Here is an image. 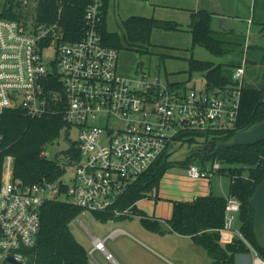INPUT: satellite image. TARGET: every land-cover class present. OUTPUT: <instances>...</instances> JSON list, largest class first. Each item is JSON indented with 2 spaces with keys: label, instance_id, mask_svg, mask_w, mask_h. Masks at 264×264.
Instances as JSON below:
<instances>
[{
  "label": "built area",
  "instance_id": "2783aa9c",
  "mask_svg": "<svg viewBox=\"0 0 264 264\" xmlns=\"http://www.w3.org/2000/svg\"><path fill=\"white\" fill-rule=\"evenodd\" d=\"M19 1L21 20L0 17V116L19 109L42 118L61 107L56 112L79 134V159L72 163L70 183L63 178L24 184L14 179L13 158H6L0 183V264H29L46 203L61 201L121 217L115 207L129 186L169 154L171 145L183 146L184 135L236 132L245 79L242 66L233 72V85L214 92L206 86L197 92L171 83L163 86L160 80L150 83L145 76L138 81L125 78L118 72L120 51L108 47L100 31L104 0H88L83 38L77 42H65L57 25L40 23L36 2ZM49 49L56 51L52 61L45 60ZM53 77L58 88L50 90ZM43 155L48 158L47 152ZM222 169L219 162L206 168L191 165L186 175L210 182ZM240 212L241 203L228 198L221 243L241 239L250 264H264L240 232ZM92 243V257L100 252L120 264L106 249V240L94 238Z\"/></svg>",
  "mask_w": 264,
  "mask_h": 264
},
{
  "label": "trees",
  "instance_id": "16d2710c",
  "mask_svg": "<svg viewBox=\"0 0 264 264\" xmlns=\"http://www.w3.org/2000/svg\"><path fill=\"white\" fill-rule=\"evenodd\" d=\"M88 3V0H36L37 20L48 26L57 25L61 28L65 42H77L83 38L84 14ZM108 5L109 0H104L100 31L108 47L122 51L124 46L120 35L107 30ZM257 8H261L262 15L259 17ZM213 15L207 11L192 14L193 49L202 48L213 58L228 57L229 62L217 65L210 60L191 57L186 60L189 72L203 74L207 90L211 92L233 85V72L242 66L245 67V79L237 131L189 133L181 137L184 145H196L199 148L210 143H228L236 133L264 122V85L253 86L247 82L249 64L264 69V48L246 46L245 39L233 30L217 31L213 26ZM0 17L21 20L22 3L19 0H0ZM252 23L259 26L261 32L264 31V0H255ZM178 26L141 17H131L123 23L128 46L133 48L147 45L154 28L175 31ZM57 81L56 77L51 78L48 85L50 90L58 88ZM171 86L186 88L182 83H171ZM58 109L48 110L42 118H31L19 109L7 110L0 116V183L8 157L14 160V179L24 184L54 183L66 177L70 164L63 165L58 160H49L43 155L50 145L71 128L63 121L61 113L56 112L61 107ZM75 144L76 147L65 151L64 162H70L72 158L79 159L77 142ZM214 162L223 166L219 175H230L229 198H235L241 203L240 232L264 259V249L259 246L254 232L255 210L250 205L256 188L264 181V142L253 147L220 148L212 152L195 151L182 163L171 162L170 155L166 153L148 173L129 186L115 209L133 212V215L140 217L145 230L164 236L163 224L156 219L147 218L142 212L139 213L138 203L150 198L158 190L160 181L169 170L175 167L187 170L191 165L206 168ZM245 172L248 176H244ZM226 206L227 199L211 194L192 203L175 202L173 216L166 224L171 234L188 237L195 246L205 250L213 264H237V257L247 255L249 250L245 242L237 238L230 244H221L220 230L225 224ZM83 212L61 201L46 203L42 209L38 243L32 249L29 264H90L89 254L70 230L72 223ZM91 214L102 222L121 221L129 217H117L113 212Z\"/></svg>",
  "mask_w": 264,
  "mask_h": 264
},
{
  "label": "rangeland",
  "instance_id": "374dc122",
  "mask_svg": "<svg viewBox=\"0 0 264 264\" xmlns=\"http://www.w3.org/2000/svg\"><path fill=\"white\" fill-rule=\"evenodd\" d=\"M243 7L240 9L239 22L235 23L236 33L243 37L247 45L264 48V31L259 26H252L246 21L253 15L255 0H238ZM36 0H33L34 4ZM194 9V0H109L107 9V30L119 34L124 49L120 51L118 72L120 76L132 80H141L143 76L148 82L160 80L165 86L173 82H183L189 89L197 92L204 90L206 79L201 73L189 72L187 58L194 54L196 58H203L198 52L192 50L193 40L191 34L192 19L188 12ZM261 8H257V16H261ZM131 17H141L164 22L168 25H179L175 31L154 28L150 42L147 45L129 47L123 23ZM248 17L247 19H245ZM260 20V19H258ZM262 27V26H261ZM217 31H220L219 29ZM223 32V31H222ZM199 51V50H196ZM56 58L55 49L45 52V60ZM216 64H228L229 58H215ZM247 82L253 86L264 85V69L252 64L247 66ZM68 136H65V135ZM46 152L49 160H58L62 163L65 151L76 147L79 134L76 130L68 128V132ZM199 149V146L171 145L170 161L173 163L185 162L189 155ZM71 159L72 157H68ZM65 159V158H64ZM66 159V160H69ZM73 159V160H72ZM68 161L65 180L71 182L74 177L73 165L76 158ZM244 176H248L245 172ZM231 178L229 174L218 175L209 182H197L187 178L186 170L175 167L169 170L160 181L158 190L138 204L139 213L148 216H160L159 213H173L175 202L191 203L195 197H203L212 192L227 196L230 190ZM116 213V211H114ZM122 216H129L121 221L102 222L96 219L91 212L84 211L70 226L71 233L87 251L91 264H109L105 255L95 252L94 258L90 255L94 249V238L104 240L115 229H123L121 234L106 240L105 246L109 253L124 264H213L207 252L195 246L190 238L170 233L167 225H162L164 236L151 233L144 229L140 217L131 211L122 212ZM158 213V214H157ZM248 262L247 256H238L237 264Z\"/></svg>",
  "mask_w": 264,
  "mask_h": 264
},
{
  "label": "water",
  "instance_id": "95a60500",
  "mask_svg": "<svg viewBox=\"0 0 264 264\" xmlns=\"http://www.w3.org/2000/svg\"><path fill=\"white\" fill-rule=\"evenodd\" d=\"M216 9V15L220 18V25H225L226 29L230 21L224 17V12L221 7L220 0H209ZM202 53L207 60L213 61L216 64V59L210 53L202 48H196ZM264 142V122L254 125L249 130L236 133L228 143H219L215 145L210 143L203 148H199L198 152H212L220 148H234V147H253ZM250 205L255 210L254 232L257 242L261 248L264 249V181L256 188L254 196L250 199Z\"/></svg>",
  "mask_w": 264,
  "mask_h": 264
},
{
  "label": "crops",
  "instance_id": "0c3cea01",
  "mask_svg": "<svg viewBox=\"0 0 264 264\" xmlns=\"http://www.w3.org/2000/svg\"><path fill=\"white\" fill-rule=\"evenodd\" d=\"M220 2H221V7H222V9H223V12H224V17L227 19V20H229L230 21V24H229V26H227L226 27V29L224 30V26L225 25H220V23H219V21H220V18H218L217 17V15H216V9L213 7V5L211 4V2L209 1V0H194V9L192 10V11H190V12H188V15H189V17L192 19V14L193 13H198V12H200V11H207V12H209V13H212V14H214L213 15V18H214V23H213V26H214V28L215 29H219L220 31H223V32H226V31H229V30H233V31H235L236 32V28H235V23L238 21L239 22V14L238 13H242L241 12V10L242 9H244V6H243V4L240 2V1H238V0H220ZM241 7H243L242 9H240ZM248 17H246L245 19H247ZM246 21H249V23H251V25L252 26H254L253 25V23H252V16H250V18H248ZM248 46H250V45H248ZM192 50L194 51V53L195 52H198L199 53V55L200 56H202L203 58H201V59H199V58H196L197 60H207V58L202 54V53H200L199 51H196V49H193V47H192ZM191 57H194L195 58V56H194V54H192L191 56H190V58ZM187 59H189V58H187ZM173 83H181V82H173ZM183 83V82H182ZM197 182H208V181H197ZM209 183H211V181L209 182ZM211 195H213V196H216V197H222V198H225V199H228L229 198V191H228V195L227 196H221V195H218V194H215L214 192H213V190H212V192L210 193ZM210 194H208V195H210ZM208 195H205V196H208ZM204 197V196H203ZM151 198V197H150ZM198 198H200V197H198ZM197 197H195L194 198V200L193 201H195L196 199H198ZM149 199V198H148ZM144 201V200H143ZM192 201V202H193ZM142 202V201H141ZM191 202V203H192ZM189 203V202H188ZM138 204H140V203H138ZM147 218L149 217V218H152V219H156V220H158V221H160L163 225H167L166 224V221H169L171 218H172V216H173V213H157L158 215H160L159 217L158 216H155V215H153V216H148V215H146L145 213H143ZM168 226V225H167ZM168 228H169V226H168ZM240 228V227H239ZM170 229V228H169ZM122 232H125V231H123V229H115L107 238H105L104 240H109L110 238H112V237H116V236H118L119 234H121ZM176 235V234H175ZM179 236V235H178ZM223 246L224 245H226V244H224V243H221ZM95 254V253H94ZM242 256H245V255H242ZM93 258H94V256H93ZM94 261H96L95 260V258H94ZM107 261V260H106ZM109 264H112L111 262H109V261H107ZM118 263H120V264H124L123 262H125L124 260H119V261H117ZM242 263L243 264H249L248 262H244L243 260H242ZM91 264V263H90Z\"/></svg>",
  "mask_w": 264,
  "mask_h": 264
}]
</instances>
